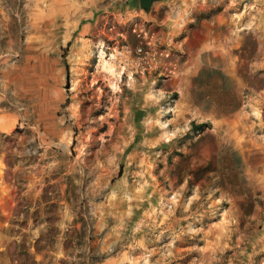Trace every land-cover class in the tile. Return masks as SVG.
Masks as SVG:
<instances>
[{"label":"rangeland","instance_id":"obj_1","mask_svg":"<svg viewBox=\"0 0 264 264\" xmlns=\"http://www.w3.org/2000/svg\"><path fill=\"white\" fill-rule=\"evenodd\" d=\"M0 264H264V0H0Z\"/></svg>","mask_w":264,"mask_h":264},{"label":"bare ground","instance_id":"obj_2","mask_svg":"<svg viewBox=\"0 0 264 264\" xmlns=\"http://www.w3.org/2000/svg\"><path fill=\"white\" fill-rule=\"evenodd\" d=\"M106 70H107L108 75L111 78L115 79L117 77V69L115 67H113V66H107L106 67Z\"/></svg>","mask_w":264,"mask_h":264},{"label":"trees","instance_id":"obj_3","mask_svg":"<svg viewBox=\"0 0 264 264\" xmlns=\"http://www.w3.org/2000/svg\"><path fill=\"white\" fill-rule=\"evenodd\" d=\"M206 124H201V126H205Z\"/></svg>","mask_w":264,"mask_h":264}]
</instances>
